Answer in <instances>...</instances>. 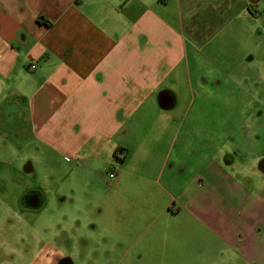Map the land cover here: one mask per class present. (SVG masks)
Masks as SVG:
<instances>
[{
	"label": "crops",
	"instance_id": "0c3cea01",
	"mask_svg": "<svg viewBox=\"0 0 264 264\" xmlns=\"http://www.w3.org/2000/svg\"><path fill=\"white\" fill-rule=\"evenodd\" d=\"M249 4L0 0V116L18 109L13 131L70 165L72 186L95 173L104 186L98 198L70 199L71 228L96 225L97 241L81 246L86 259L96 251L101 264L113 251L114 264H264V73L261 92L246 89L241 132L218 130L216 115L201 129L196 99L213 73L198 52L220 35L231 40ZM180 85L189 98L179 102ZM30 190L38 195L18 216L47 204L34 188L17 202ZM67 230L30 228L37 242L18 248L0 242V264H78ZM21 249L28 254L14 256Z\"/></svg>",
	"mask_w": 264,
	"mask_h": 264
},
{
	"label": "rangeland",
	"instance_id": "374dc122",
	"mask_svg": "<svg viewBox=\"0 0 264 264\" xmlns=\"http://www.w3.org/2000/svg\"><path fill=\"white\" fill-rule=\"evenodd\" d=\"M248 11V18H244V22L236 26L231 40L227 36V39L219 42L223 38L220 35L209 46H204L198 52L205 69L209 67L213 69V73L202 75L209 84H207V88L196 92L197 102L202 104L199 109V112L201 110L202 113L201 129L208 126L209 116L216 115L218 130L241 132V122H237V116L243 114V99L247 87L255 85L260 92L263 90L261 78L264 73V0H259L256 4H249ZM201 42L199 41L198 44L202 45L203 42ZM244 53L253 55V60L249 64L244 60V56L243 60L240 58ZM214 80H220V83L214 85ZM176 90L179 102L182 98L184 100L189 98L185 87L180 85ZM225 100H229L231 107L225 105ZM258 108L257 104L256 109L258 110ZM5 109H10L11 116L5 115V118L0 116V242L8 243L12 248H18L19 241H22V244L33 245L37 239L35 240L31 233L26 232L30 231V228H39L40 231L43 227H50L53 230L67 228V232L62 233L65 235L63 237L65 242L62 243L65 246L66 241L73 239V255L75 254L74 258L76 257L77 263L99 264L96 251H93L91 256L86 259L81 249L83 245H91L92 238L97 241V230L91 229L96 225H92L94 222L89 220V231L93 230V232L88 233V231L81 234L75 225L73 226L75 228H71L72 215L69 214L76 210V205L70 199H74L73 201L78 203L76 199L91 200L92 197L98 198L104 192V186L101 179L98 178V173L92 175L91 179L82 181L81 185L72 186L69 180L70 165L63 162L57 154L40 144L34 137L26 136L24 131L23 135L14 132V125L17 123L14 122L13 112L18 109L8 106H5ZM221 117H224L225 120L222 121ZM239 119L242 121L240 117H238ZM250 124V131H257L256 124L253 122ZM27 161L31 162V166L34 168L32 173L24 171ZM24 188H34L43 193L47 204L41 213L29 214L26 217L13 213L19 209L16 194ZM61 197H65L64 200L60 201ZM92 206L95 212L93 216H95L100 208L96 199L94 204L92 202ZM7 211L13 214L8 217L4 216ZM23 232L25 233L22 234ZM20 234L23 236L22 239H19L21 238ZM40 241L41 239H39ZM76 247L81 249L78 253ZM92 248L93 246L88 251L91 252ZM21 254L24 256L28 253L21 249L14 256L21 257ZM32 255L33 253L26 257ZM0 256L6 257L4 253H0ZM101 261V264H114L113 251L107 255L106 261Z\"/></svg>",
	"mask_w": 264,
	"mask_h": 264
},
{
	"label": "flooded vegetation",
	"instance_id": "af4514ba",
	"mask_svg": "<svg viewBox=\"0 0 264 264\" xmlns=\"http://www.w3.org/2000/svg\"><path fill=\"white\" fill-rule=\"evenodd\" d=\"M37 195H38L37 191H34V190L27 191L25 193V195H23V197H21L22 199H20L17 202V205L20 207H25V206L28 207L29 205L33 204V201L35 200V196H37ZM4 216H5V214H4Z\"/></svg>",
	"mask_w": 264,
	"mask_h": 264
},
{
	"label": "trees",
	"instance_id": "16d2710c",
	"mask_svg": "<svg viewBox=\"0 0 264 264\" xmlns=\"http://www.w3.org/2000/svg\"><path fill=\"white\" fill-rule=\"evenodd\" d=\"M37 21H43L44 23H50L48 20L43 19L42 17H38Z\"/></svg>",
	"mask_w": 264,
	"mask_h": 264
},
{
	"label": "water",
	"instance_id": "95a60500",
	"mask_svg": "<svg viewBox=\"0 0 264 264\" xmlns=\"http://www.w3.org/2000/svg\"><path fill=\"white\" fill-rule=\"evenodd\" d=\"M250 4H256L259 0H247Z\"/></svg>",
	"mask_w": 264,
	"mask_h": 264
}]
</instances>
